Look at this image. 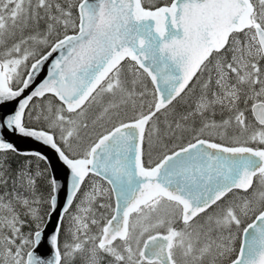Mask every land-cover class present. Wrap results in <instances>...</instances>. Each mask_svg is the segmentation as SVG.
I'll list each match as a JSON object with an SVG mask.
<instances>
[{
  "label": "snow or ice",
  "instance_id": "snow-or-ice-1",
  "mask_svg": "<svg viewBox=\"0 0 264 264\" xmlns=\"http://www.w3.org/2000/svg\"><path fill=\"white\" fill-rule=\"evenodd\" d=\"M70 28L74 34L60 38ZM39 46L50 51L35 58ZM146 78L154 89L147 112ZM193 84L200 95L176 115L170 106ZM49 96L37 110L34 100ZM128 108L136 116L114 123ZM26 118L47 128L29 127ZM106 118L111 129L75 151L89 121L95 127ZM0 129L50 146L71 177L47 233L60 207L55 176L42 201L43 173L27 164L13 170L0 158V264H264V0H0ZM178 133H195L194 142L152 160V141ZM0 151L48 163L3 135ZM89 174L110 188L93 185L70 214ZM234 190L245 193L241 202L217 213ZM109 192L114 214L100 226L94 208ZM45 244L50 255L40 252Z\"/></svg>",
  "mask_w": 264,
  "mask_h": 264
},
{
  "label": "trees",
  "instance_id": "trees-1",
  "mask_svg": "<svg viewBox=\"0 0 264 264\" xmlns=\"http://www.w3.org/2000/svg\"><path fill=\"white\" fill-rule=\"evenodd\" d=\"M152 2L156 3V4H162V3L166 2V0H162V1H160V0H152ZM42 27H43V25H42ZM73 32H74V30L70 28L67 31V33H65L64 31H61L59 35H60V38H62L63 35L70 34V33H73ZM56 38L57 37L54 34L51 37V41H54ZM48 49H49L48 47L42 46L39 52H40V54H43ZM40 54H39V56H40ZM32 62H29V65ZM126 63L130 64L131 62L126 61L125 64ZM200 79H201V81H203V79H205V77H201ZM144 82L147 85V90L149 91V89H150L152 91V95H153V87H152V84H151L150 80L146 78ZM195 86H198V84H193L192 85L193 91H189L187 93V95L183 96V98H178L176 101H173V105L170 106V109L174 108L176 115H179V114H182L184 112H187L189 110L188 106L192 105L191 104V98L193 99V97H195L196 95L197 96L200 95V88L199 87H195ZM152 98H153V96H152ZM49 100H54V98L49 96V97H47V99H36V100H34V104H35L36 109L39 110L42 105L46 106ZM186 100H187V102H186ZM145 105L146 106L144 108V111L147 112V110H148L147 109V104H145ZM92 109L94 111L97 110L95 106H93ZM136 114H137L136 111H133L132 108H128V109H126V110L121 112L120 117L118 119H116L114 121V123L118 124L121 121L128 122V121L132 120L136 116ZM171 115H172V113L170 111V114H169L170 118H171ZM248 115H250V113H248ZM220 118H221L220 116L216 117L217 120H219ZM160 119H161V121H163L164 117L160 116ZM90 122H91V120L89 121V123ZM26 123L28 124L29 127H33V128H37V129H39V128H47V125H46L45 122H43V121H39L38 122L35 119L26 118ZM112 126H113V122H109L107 118L105 120H103V121L97 122L95 127H92V129L89 132H86V133L82 134L83 135V139L80 142L79 147H77V146L74 147V148H77L75 151L83 152L84 150H86L92 143L95 142V140H96L98 135L102 134L106 129H111ZM202 138H209V137L207 135H205ZM211 138L215 142L228 143V141H221L215 135L212 136ZM186 139H192V140L195 139V133H189V135H186L185 133H183V134H179L178 133L175 137L165 138L163 140V143H165L163 145V147L170 148L169 151H168L170 153L171 151H174L175 149H177L179 147H182L183 145H185V144H187V143L192 141V140L188 141ZM57 140L59 141V134L58 133H57ZM152 142L154 144L151 147V151H154L156 149V142L154 140ZM169 144H170V147H168ZM252 146H255V145H252ZM81 148H84V150H80ZM146 152H147V149H146ZM165 154H168V153L166 152ZM3 157L7 158V161L11 164V167H12L13 170H16V169H18L20 167H23V166H25L27 164L33 174H36L37 172L43 173L42 176H39L37 178L36 191H37V195L39 197H41L42 201H46V200L49 199L50 194H52V189H51V186H50L51 177H50L48 168H47V166H46V164H45V162L43 160L38 159L36 156H25V155H21V154H18V153L11 152V151H8V152L0 151V158H3ZM152 160L155 161V160H158V159H155V156H154V157H152ZM91 177H95V176L89 175L85 180H88ZM83 186H82L81 192H79V194L80 193L82 194V192L84 190ZM3 191H4L3 189H0V193H2ZM79 194H78V196H79ZM108 201H109V203H107V205H111V207H105V208L97 207L95 209V212L97 213L96 214V219H98L100 221L101 225H103V223H105L106 219H108L110 217V215L112 214V207H113L112 199L110 198V199H108ZM39 208H40L41 214H45L48 211V205L46 203H41L39 205ZM97 209H100L101 212L97 211ZM45 219H46V215H45ZM64 226H65V228L68 227L67 217L64 220ZM23 230L25 232H27V231H29V228L26 226ZM62 239L66 240V241H69L70 237H69L68 233H64L62 235ZM75 264H85V261L83 259L77 258L76 261H75Z\"/></svg>",
  "mask_w": 264,
  "mask_h": 264
},
{
  "label": "water",
  "instance_id": "water-1",
  "mask_svg": "<svg viewBox=\"0 0 264 264\" xmlns=\"http://www.w3.org/2000/svg\"><path fill=\"white\" fill-rule=\"evenodd\" d=\"M72 34H74V32L71 34H68V35H72ZM47 51H50V48ZM58 55H59L58 52L53 53L52 56L49 57V60L45 62L43 69L41 70V72L39 73V75L37 76V78L35 80V84H39L44 78H46L47 71L51 65L52 60H54ZM30 90L31 89L26 90L21 98H23L24 96H27ZM0 135H3L7 141L14 143L16 148L19 150V153L38 151V152H41L42 154H44L45 156L48 157V163H46L45 161L44 162L48 168L50 177L52 178L53 176H55V179L58 182L59 188L55 194L57 195L58 203L60 205V207H58L56 213L53 214L52 220L48 224V227H47V233H51L53 227L57 223V219L60 215V210H61V208H62V206L66 200V197L71 190L70 170L65 165H63V163L58 158V154L50 146L43 145L41 142L35 141L32 138L22 137L16 133H11V132L5 133V132H3L2 129H0ZM21 155H23V154H21ZM25 156H34V155H25ZM98 178H100V177H98ZM100 179L102 180V178H100ZM109 188H110V186H109ZM112 198H113L112 214H114L115 202H116V197H115L114 193H112ZM109 218H111V216ZM45 220H47V216H46ZM40 252L41 253H48L50 255L48 245L47 244L43 245L40 248Z\"/></svg>",
  "mask_w": 264,
  "mask_h": 264
},
{
  "label": "rangeland",
  "instance_id": "rangeland-1",
  "mask_svg": "<svg viewBox=\"0 0 264 264\" xmlns=\"http://www.w3.org/2000/svg\"><path fill=\"white\" fill-rule=\"evenodd\" d=\"M160 1H162V0H160ZM25 34H27V33H25ZM19 35V34H18ZM41 47L42 46H39V47H37L36 48V52H37V55H36V57L35 58H37L38 56H39V54H40V49H41ZM43 53V52H42ZM45 53V52H44ZM43 53V54H44ZM43 54H40V55H43ZM32 61H34V59H30L29 60V62H32ZM125 67L126 68H128V67H130V64L129 63H126L125 64ZM153 87V86H152ZM195 87H199V86H195ZM148 91V90H147ZM153 91H154V89H153ZM152 91L149 89V91H148V95L145 97V104H148V103H151L152 101H153V98H152ZM197 96V95H196ZM193 97V99L191 98V104H193L194 102H195V100L197 99V97L199 96H197V97ZM186 102H187V100H186ZM146 106V105H145ZM97 109V108H96ZM124 111V110H123ZM97 112H98V109L97 110H91V112L89 113V115L90 116H95L96 114H97ZM160 116L161 117H163V113H161L160 114ZM249 119H252V117H251V115H249ZM90 124V127H89V129H88V131L87 132H89L91 129H92V125H91V122L89 123ZM186 135H189V133H185ZM215 134H213V136H214ZM186 140H188V141H190V140H192V139H186ZM194 140V139H193ZM192 140V141H193ZM155 142H156V149L154 150V151H151V158L152 157H154L155 156V159H159L160 157H162L163 155H165V153L167 152V153H169L168 151H169V149L170 148H166V147H163V145L165 144V143H163V140L162 141H156V140H154ZM187 141V142H188ZM186 142V143H187ZM163 143V144H162ZM153 142H152V146H153ZM185 144V143H184ZM80 145V144H79ZM255 146H257V145H255ZM74 147H76V145H74ZM168 147H170V144L168 145ZM85 148V147H84ZM84 148H81L80 150H84ZM75 150L77 149V148H74ZM104 182V181H103ZM102 182V180L101 179H99V178H97V177H91L90 179H88V181L86 182V183H84V186H83V188H84V190H83V192H82V194L80 193L79 194V196H78V198H77V200L74 202V205H73V207L71 208V210L69 211L70 212V214H74L75 212H76V204H79L80 203V201L84 198L83 197V194L84 193H87V192H90L91 191V189H92V186L93 185H95V186H97V187H104V188H109L108 187V185L104 182L103 183ZM245 195V193H243V192H238V191H234L233 193H231V194H229L228 195V197L225 199V201H224V203L223 204H219L216 208H215V211L217 212V213H219L220 211H222L225 207H227L229 204H233V203H239V202H241V198L243 197ZM111 198V193L109 192V193H107V194H105L103 197H98L97 198V205H96V207L94 208V212H95V209L97 208V207H99V205L98 204H104V205H107V203H109V201H108V199H110ZM112 205H113V202H112ZM105 208V207H104ZM97 211H99V212H101L100 211V209H97ZM96 212H95V218H96ZM249 219H248V221L247 222H250V220H251V217H252V214L250 213L249 214ZM201 219H203V217L201 218ZM67 221H68V226L71 224V220H70V218L69 217H67ZM106 222V221H105ZM100 226H102L101 225V223H100ZM67 228V227H66ZM90 228H91V232H90V234H96V233H98V231H99V226H96V225H90ZM66 233V232H65ZM69 235V237H70V242H71V239H72V237H71V235L70 234H68ZM238 242L239 241H237V244H238ZM102 264H109V259L108 258H105L104 259V261L102 262Z\"/></svg>",
  "mask_w": 264,
  "mask_h": 264
},
{
  "label": "flooded vegetation",
  "instance_id": "flooded-vegetation-1",
  "mask_svg": "<svg viewBox=\"0 0 264 264\" xmlns=\"http://www.w3.org/2000/svg\"><path fill=\"white\" fill-rule=\"evenodd\" d=\"M88 180H85V183L87 182ZM234 192V191H233Z\"/></svg>",
  "mask_w": 264,
  "mask_h": 264
}]
</instances>
